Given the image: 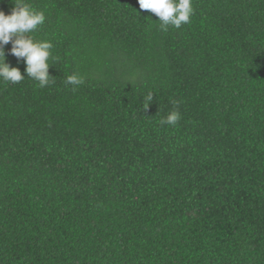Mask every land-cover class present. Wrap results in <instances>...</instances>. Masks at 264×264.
<instances>
[{"label":"trees","instance_id":"trees-1","mask_svg":"<svg viewBox=\"0 0 264 264\" xmlns=\"http://www.w3.org/2000/svg\"><path fill=\"white\" fill-rule=\"evenodd\" d=\"M0 264H264V0H0Z\"/></svg>","mask_w":264,"mask_h":264}]
</instances>
